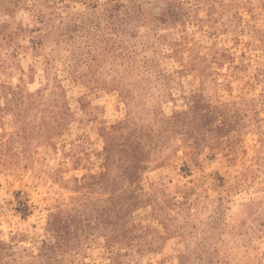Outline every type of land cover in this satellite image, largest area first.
I'll return each mask as SVG.
<instances>
[{"label": "rangeland", "instance_id": "rangeland-1", "mask_svg": "<svg viewBox=\"0 0 264 264\" xmlns=\"http://www.w3.org/2000/svg\"><path fill=\"white\" fill-rule=\"evenodd\" d=\"M0 264H264V0H0Z\"/></svg>", "mask_w": 264, "mask_h": 264}]
</instances>
